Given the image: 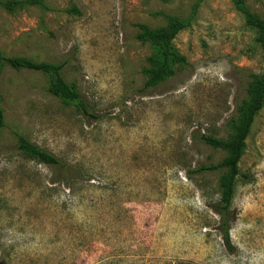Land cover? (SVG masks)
Returning a JSON list of instances; mask_svg holds the SVG:
<instances>
[{"label": "rangeland", "instance_id": "obj_1", "mask_svg": "<svg viewBox=\"0 0 264 264\" xmlns=\"http://www.w3.org/2000/svg\"><path fill=\"white\" fill-rule=\"evenodd\" d=\"M3 1V0H0ZM7 12L0 52L64 64L87 117L48 92L50 77L2 66L0 263L264 264V109L239 164L229 250L218 231L219 180L201 172L229 156L201 139L235 136L252 77L264 74L255 31L232 0H43ZM264 19V0H246ZM189 23L174 46L175 76L145 89L140 26ZM18 135L57 156L51 167Z\"/></svg>", "mask_w": 264, "mask_h": 264}, {"label": "trees", "instance_id": "obj_2", "mask_svg": "<svg viewBox=\"0 0 264 264\" xmlns=\"http://www.w3.org/2000/svg\"><path fill=\"white\" fill-rule=\"evenodd\" d=\"M232 2L245 18L246 26L255 31L256 42L262 49L264 57V19L249 9L246 0H232ZM0 5L10 13L29 6H37L43 10H49L43 0H3L0 1ZM167 21L168 25L160 30H152L146 26H140L141 33L138 39L142 43H148L158 49V57L150 59L151 68L147 70L148 80L145 83V89L157 87L167 79L174 77L176 74L174 66H183L186 63L185 57L175 48L174 41L182 31L188 28L189 23L177 17H167ZM5 65H9L16 70L27 69L48 75L50 77L48 86L50 94L63 102L73 103L87 117L95 118L88 111L83 97L75 86L66 82L63 76L64 64L37 62L23 57H6L0 52V76L2 66ZM262 109H264V74L252 77L248 90V99L242 103L240 116L234 125L235 136L232 141L225 142L206 135L201 137L202 141L207 145L215 149L222 148L229 151V156L221 165L202 167L200 169L201 172H215L222 167L228 168V172L220 177V200L213 205V209L220 216L218 231L229 250H232L230 231L235 219L232 204L241 176L239 164L245 153L246 142L252 127ZM4 126L5 116L0 92V131ZM18 148L40 163L54 168H64L57 156L41 149L22 135H18Z\"/></svg>", "mask_w": 264, "mask_h": 264}]
</instances>
